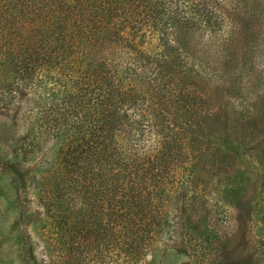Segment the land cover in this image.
<instances>
[{"label":"trees","instance_id":"obj_1","mask_svg":"<svg viewBox=\"0 0 264 264\" xmlns=\"http://www.w3.org/2000/svg\"><path fill=\"white\" fill-rule=\"evenodd\" d=\"M0 120L50 231L33 264L205 257L264 138V0H0Z\"/></svg>","mask_w":264,"mask_h":264},{"label":"rangeland","instance_id":"obj_2","mask_svg":"<svg viewBox=\"0 0 264 264\" xmlns=\"http://www.w3.org/2000/svg\"><path fill=\"white\" fill-rule=\"evenodd\" d=\"M10 144L0 141V264H33L30 250L38 254L50 231L36 222L37 194L29 176L24 187L18 182L16 161L7 154ZM244 154L230 183L215 192L218 206L210 213L218 235L205 257L190 255L179 241L163 237L142 264H264V138Z\"/></svg>","mask_w":264,"mask_h":264}]
</instances>
